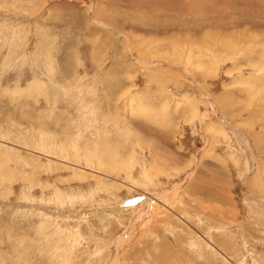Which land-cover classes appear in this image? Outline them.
<instances>
[{
  "label": "rangeland",
  "instance_id": "1",
  "mask_svg": "<svg viewBox=\"0 0 264 264\" xmlns=\"http://www.w3.org/2000/svg\"><path fill=\"white\" fill-rule=\"evenodd\" d=\"M0 264H264V0H0Z\"/></svg>",
  "mask_w": 264,
  "mask_h": 264
},
{
  "label": "water",
  "instance_id": "2",
  "mask_svg": "<svg viewBox=\"0 0 264 264\" xmlns=\"http://www.w3.org/2000/svg\"><path fill=\"white\" fill-rule=\"evenodd\" d=\"M142 199H143L142 195H137V196H134V197H131V198L124 200L122 205L123 206H134L137 203H139Z\"/></svg>",
  "mask_w": 264,
  "mask_h": 264
},
{
  "label": "bare ground",
  "instance_id": "3",
  "mask_svg": "<svg viewBox=\"0 0 264 264\" xmlns=\"http://www.w3.org/2000/svg\"><path fill=\"white\" fill-rule=\"evenodd\" d=\"M195 1V0H194ZM96 21V20H95ZM96 23H98V22H96ZM101 24V23H100ZM98 25H99V23H98ZM251 27V26H250ZM106 28H107V26H106ZM109 28V27H108ZM224 30V29H223ZM118 35H119V32H116ZM120 36L121 37H123V35L122 34H120ZM138 61V60H137ZM138 62H141V61H138ZM152 64V63H151ZM150 63H148V62H141V65L143 66V69H147V68H149V66L151 65ZM156 64V63H155ZM162 114V113H161ZM107 156H108V154H107ZM106 157V156H105ZM149 180V179H148ZM152 199V198H151ZM143 201V199L139 202V203H141ZM139 203H137L136 205H134V206H137ZM151 203V202H150ZM146 205V204H145ZM134 206H127V207H134ZM140 206V205H139ZM149 206V205H148ZM152 206V205H151ZM126 207V206H125ZM139 209V208H138ZM146 213H147V211H146ZM141 219V218H140ZM146 219V218H145Z\"/></svg>",
  "mask_w": 264,
  "mask_h": 264
},
{
  "label": "crops",
  "instance_id": "4",
  "mask_svg": "<svg viewBox=\"0 0 264 264\" xmlns=\"http://www.w3.org/2000/svg\"><path fill=\"white\" fill-rule=\"evenodd\" d=\"M142 202H143V201H142ZM139 204H140V203H139ZM139 204H138V205H139Z\"/></svg>",
  "mask_w": 264,
  "mask_h": 264
}]
</instances>
